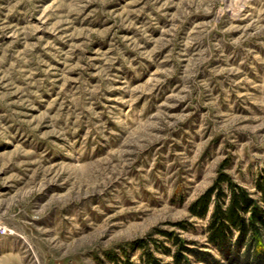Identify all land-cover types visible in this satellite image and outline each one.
<instances>
[{
	"label": "rangeland",
	"instance_id": "obj_1",
	"mask_svg": "<svg viewBox=\"0 0 264 264\" xmlns=\"http://www.w3.org/2000/svg\"><path fill=\"white\" fill-rule=\"evenodd\" d=\"M221 166L258 198L264 0H0V264H250L188 211Z\"/></svg>",
	"mask_w": 264,
	"mask_h": 264
},
{
	"label": "trees",
	"instance_id": "obj_2",
	"mask_svg": "<svg viewBox=\"0 0 264 264\" xmlns=\"http://www.w3.org/2000/svg\"><path fill=\"white\" fill-rule=\"evenodd\" d=\"M222 169L223 166L211 185L188 206L191 216L206 219L204 248L209 246L228 252L246 263L264 264V178L255 180V190L259 193L255 199ZM175 225L186 229L185 222ZM161 235L167 240L164 244L152 239L129 244L128 247L140 251L141 264H166L154 256V249L171 258L167 264H189L183 256L185 253L193 255L197 261H213L209 253L189 248L187 244L192 242H187L177 232L162 231ZM123 264L135 263L126 259Z\"/></svg>",
	"mask_w": 264,
	"mask_h": 264
},
{
	"label": "built area",
	"instance_id": "obj_3",
	"mask_svg": "<svg viewBox=\"0 0 264 264\" xmlns=\"http://www.w3.org/2000/svg\"><path fill=\"white\" fill-rule=\"evenodd\" d=\"M9 233V229L0 223V235H6Z\"/></svg>",
	"mask_w": 264,
	"mask_h": 264
}]
</instances>
